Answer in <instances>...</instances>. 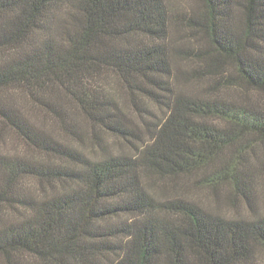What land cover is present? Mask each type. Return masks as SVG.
<instances>
[{
  "label": "trees",
  "instance_id": "obj_1",
  "mask_svg": "<svg viewBox=\"0 0 264 264\" xmlns=\"http://www.w3.org/2000/svg\"><path fill=\"white\" fill-rule=\"evenodd\" d=\"M185 2L0 0V264H256L264 0Z\"/></svg>",
  "mask_w": 264,
  "mask_h": 264
},
{
  "label": "rangeland",
  "instance_id": "obj_2",
  "mask_svg": "<svg viewBox=\"0 0 264 264\" xmlns=\"http://www.w3.org/2000/svg\"><path fill=\"white\" fill-rule=\"evenodd\" d=\"M171 1L173 5H175L176 10H180V11L186 9L187 6L189 5V3L185 2V0H171ZM181 38H183V35L179 34L177 36V39L180 40ZM178 62L184 68L187 65L185 61H178ZM188 87L189 85L186 86L185 88L188 89ZM29 112L31 114L30 116L34 121L37 122V124L43 126L46 130L55 133L57 137L63 138V136L60 135L59 131L57 130L56 126L52 121H50L49 119L46 120L45 117L40 116L38 112H36L35 110L30 109ZM157 114H159L160 116L159 111L157 112ZM104 141L106 142L107 146L110 148V151L113 152L119 151L121 153H125L128 151L127 147H125L124 145H120L118 141L113 140V138H110V136L109 137L107 136ZM3 143L6 144L4 146L5 151L7 150L8 152H14L19 154H23L26 152V154H28L29 156L32 154V152L25 150L22 144L17 142L16 139H13V137L9 135H6L5 142ZM84 143H85L84 149L86 153L92 154L91 147L88 146V143H90V141L89 139H87V136L85 137ZM255 152H256L255 156L257 157V160H259V162L260 161L264 162V145L257 147ZM154 191L160 193L159 187L156 186V188H154ZM206 191L195 190V192L191 191L190 194L192 195L193 198L198 200L205 207L209 209H213L225 217L249 216L248 210L244 204V198L241 194L227 188H222L219 192L220 193V195L218 196L219 199L216 200L213 194ZM246 195L249 196V198L252 200L253 208L260 214L264 215V174L257 177L256 181L252 183L250 188L247 190ZM254 260L256 264H264V250L257 249L255 251Z\"/></svg>",
  "mask_w": 264,
  "mask_h": 264
}]
</instances>
